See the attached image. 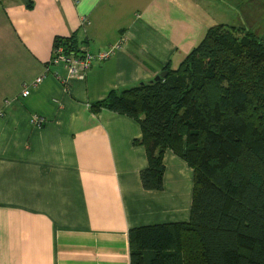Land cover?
<instances>
[{"label": "crops", "instance_id": "crops-1", "mask_svg": "<svg viewBox=\"0 0 264 264\" xmlns=\"http://www.w3.org/2000/svg\"><path fill=\"white\" fill-rule=\"evenodd\" d=\"M32 1L0 0V264H130L131 228L189 220L194 170L168 150L163 189L145 190L139 122L92 105L176 69L199 35L171 0ZM56 37L124 41L66 89L63 65L46 71Z\"/></svg>", "mask_w": 264, "mask_h": 264}, {"label": "trees", "instance_id": "trees-1", "mask_svg": "<svg viewBox=\"0 0 264 264\" xmlns=\"http://www.w3.org/2000/svg\"><path fill=\"white\" fill-rule=\"evenodd\" d=\"M234 29L212 26L167 76L92 105L139 122L145 190L163 189L168 150L194 170L189 220L131 228L130 264H264V43ZM70 39L53 45L78 51Z\"/></svg>", "mask_w": 264, "mask_h": 264}, {"label": "rangeland", "instance_id": "rangeland-1", "mask_svg": "<svg viewBox=\"0 0 264 264\" xmlns=\"http://www.w3.org/2000/svg\"><path fill=\"white\" fill-rule=\"evenodd\" d=\"M173 8H179V17H189V30L191 35L199 37L194 47L204 38L207 30L215 25L224 24L226 27L233 25L236 29L234 35L242 37L248 32L244 27L253 26L256 16L253 9L245 5L238 7L243 0H237L239 4L233 5V0H171ZM264 2V0H262ZM256 26V25H255ZM264 27H262L263 29ZM200 33V34H199ZM199 40V41H198ZM192 47V46H191Z\"/></svg>", "mask_w": 264, "mask_h": 264}, {"label": "built area", "instance_id": "built-area-1", "mask_svg": "<svg viewBox=\"0 0 264 264\" xmlns=\"http://www.w3.org/2000/svg\"><path fill=\"white\" fill-rule=\"evenodd\" d=\"M87 23V19L83 18V24ZM124 41L122 37L120 41L115 44L109 45L107 48L98 52L73 51L65 49V46L59 44L53 47V52L49 63L47 64L46 71L49 70L50 65H63L66 69V77L61 79L62 84L67 89L68 84L72 79L83 78L85 74L92 68L95 63L104 62L112 57V55L121 48ZM45 71V72H46ZM45 72L36 77L29 85H26L22 91L23 96L30 93L31 87H36L45 78ZM35 122L42 124L43 120L36 117Z\"/></svg>", "mask_w": 264, "mask_h": 264}, {"label": "flooded vegetation", "instance_id": "flooded-vegetation-1", "mask_svg": "<svg viewBox=\"0 0 264 264\" xmlns=\"http://www.w3.org/2000/svg\"><path fill=\"white\" fill-rule=\"evenodd\" d=\"M232 2L233 5L231 3V6H237V4H239L237 0H233ZM243 3L246 4H239L238 7H244L246 5L248 9H253L256 16L253 26H245L244 29L253 32L255 36L264 43V28L262 29V27H264V2H262V0H243ZM232 26L233 25H231V27Z\"/></svg>", "mask_w": 264, "mask_h": 264}, {"label": "water", "instance_id": "water-1", "mask_svg": "<svg viewBox=\"0 0 264 264\" xmlns=\"http://www.w3.org/2000/svg\"><path fill=\"white\" fill-rule=\"evenodd\" d=\"M169 73L168 70H162L160 71L153 79H151V81H158L160 80L161 78L167 76Z\"/></svg>", "mask_w": 264, "mask_h": 264}]
</instances>
